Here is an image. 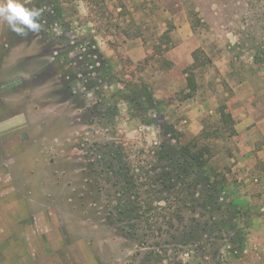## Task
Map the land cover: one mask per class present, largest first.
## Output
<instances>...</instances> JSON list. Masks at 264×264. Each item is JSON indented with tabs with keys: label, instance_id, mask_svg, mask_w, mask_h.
Masks as SVG:
<instances>
[{
	"label": "rangeland",
	"instance_id": "1",
	"mask_svg": "<svg viewBox=\"0 0 264 264\" xmlns=\"http://www.w3.org/2000/svg\"><path fill=\"white\" fill-rule=\"evenodd\" d=\"M58 1L61 22L25 42L8 43L12 29L0 20V264H137L144 249L83 198L82 155L93 142L161 143L160 120L182 142L208 145L207 170L224 175L245 212L243 249L230 254L224 245L223 264H264L248 224L264 162L255 163L261 177L234 170L242 157L235 120L219 112L264 103V62L254 61L264 49V0ZM20 2L34 8V0ZM95 50L110 83L97 78ZM59 51L68 52L62 62ZM143 84L153 107L132 98ZM244 86L257 92L242 101L235 94ZM194 121L198 133L185 135Z\"/></svg>",
	"mask_w": 264,
	"mask_h": 264
},
{
	"label": "trees",
	"instance_id": "2",
	"mask_svg": "<svg viewBox=\"0 0 264 264\" xmlns=\"http://www.w3.org/2000/svg\"><path fill=\"white\" fill-rule=\"evenodd\" d=\"M32 5L42 12L40 31L22 36L12 30L8 43L28 41L61 22L58 0H34ZM96 54L101 64L96 68L97 78L110 83L108 68L102 66L104 58ZM55 57L62 62L68 52L59 51ZM263 58L264 49L254 55L255 62H264ZM190 69H185L186 82L193 90ZM141 89L132 98L142 107H153L147 85ZM67 91L71 96L72 89ZM225 108L219 109L220 116L232 126V115ZM159 124L167 139L158 144L135 149L122 141L88 145L82 155L83 198L100 207L106 224L144 249L143 254L136 251L141 257L137 264H223L220 251L224 245L230 246V254L243 249L240 220L245 212L230 197L224 175L207 170L208 145L201 144L200 137L182 142L171 124L164 120ZM94 191L103 197H87ZM185 253L188 259L183 258Z\"/></svg>",
	"mask_w": 264,
	"mask_h": 264
},
{
	"label": "crops",
	"instance_id": "3",
	"mask_svg": "<svg viewBox=\"0 0 264 264\" xmlns=\"http://www.w3.org/2000/svg\"><path fill=\"white\" fill-rule=\"evenodd\" d=\"M256 92L257 91L253 88H246V86H244V88H238L235 95L236 98L242 100L244 94L254 96ZM245 105L247 104L245 103ZM189 112L194 114V108L190 109ZM230 112L235 120L234 127L236 129L237 138H239L238 141L240 143L238 142V144L242 154L239 162L234 166V170L239 174H244V176L249 172H254L261 177V171L260 169H256L255 163L259 160L264 162V103L250 104L240 111H234V109L230 107ZM198 130L194 121L185 130V135L193 136V134L198 133ZM236 183L238 187H242L239 182ZM258 192L260 193L252 197V199H254V203L252 201V204H255V208L253 209L252 205L253 215L248 219V224L251 225L249 229L251 239L258 247L256 254L260 256V254L264 253V213L260 210L261 207L264 209V185L258 189ZM244 201L245 200L242 202ZM258 256L254 255L252 259L254 261L258 260L259 258H255Z\"/></svg>",
	"mask_w": 264,
	"mask_h": 264
},
{
	"label": "clouds",
	"instance_id": "4",
	"mask_svg": "<svg viewBox=\"0 0 264 264\" xmlns=\"http://www.w3.org/2000/svg\"><path fill=\"white\" fill-rule=\"evenodd\" d=\"M42 12L38 8H27L20 0H0V20H3L17 34L38 32L42 25Z\"/></svg>",
	"mask_w": 264,
	"mask_h": 264
}]
</instances>
